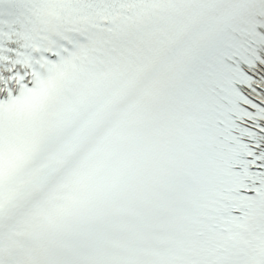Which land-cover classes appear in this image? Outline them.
<instances>
[{"label":"snow or ice","instance_id":"6c2138e0","mask_svg":"<svg viewBox=\"0 0 264 264\" xmlns=\"http://www.w3.org/2000/svg\"><path fill=\"white\" fill-rule=\"evenodd\" d=\"M0 264H264V0H0Z\"/></svg>","mask_w":264,"mask_h":264}]
</instances>
